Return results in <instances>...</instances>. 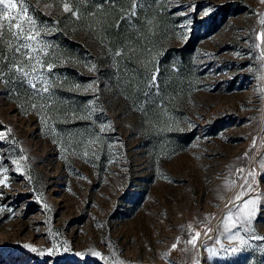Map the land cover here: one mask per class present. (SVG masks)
<instances>
[{"label": "rangeland", "instance_id": "rangeland-1", "mask_svg": "<svg viewBox=\"0 0 264 264\" xmlns=\"http://www.w3.org/2000/svg\"><path fill=\"white\" fill-rule=\"evenodd\" d=\"M58 2L13 0L0 21V264H264V0H163L162 44L190 47L187 63L129 94L101 73L114 48L92 10L75 30L106 61L70 98L49 39ZM17 23L39 35L17 39Z\"/></svg>", "mask_w": 264, "mask_h": 264}, {"label": "trees", "instance_id": "trees-1", "mask_svg": "<svg viewBox=\"0 0 264 264\" xmlns=\"http://www.w3.org/2000/svg\"><path fill=\"white\" fill-rule=\"evenodd\" d=\"M72 7L79 10V16L76 17L70 12H64L62 0L58 2L59 19L54 22V32L49 39L54 43L55 54L61 59L66 60L68 64L62 66L58 72L59 82L57 87L65 92L69 98L73 90L69 89L74 83H83L88 79L87 72L91 69V60L94 55L89 51L79 39L76 31L79 26L85 23V16L93 10L97 20L98 37L106 40L107 46L113 47V61L110 67H106L101 73L105 79L109 80L120 93H132L134 87L140 88L143 80H147L150 73L157 72L158 86L164 88L169 85L171 78L175 75V71H181L187 63L185 57L190 47H173L162 44V41L172 30V23L162 11L160 5L163 0H66ZM130 5V7H129ZM135 5V17L124 18L119 23L121 9L128 11ZM129 7V9H127ZM147 17L141 24H133L138 21V16ZM42 17L48 16L43 14ZM89 17V16H88ZM135 21V22H133ZM75 30V32H73ZM87 36H84L86 38ZM81 40V41H80ZM130 44L137 46H147L146 57L143 61H137L140 54L135 57L127 55V49ZM106 50L100 52L102 60L97 63L105 62ZM182 58H184L182 60ZM101 59V58H100ZM173 59V61H171ZM179 62H183L180 63ZM70 63V64H69ZM176 64V66H173ZM145 68H150L147 74L144 73ZM79 69L81 71H79ZM126 69L127 75L124 76ZM67 87H64L66 86ZM113 92H117L113 89ZM136 92V91H135ZM77 99V96H74ZM78 102V100H75ZM86 101V100H81Z\"/></svg>", "mask_w": 264, "mask_h": 264}, {"label": "snow or ice", "instance_id": "snow-or-ice-1", "mask_svg": "<svg viewBox=\"0 0 264 264\" xmlns=\"http://www.w3.org/2000/svg\"><path fill=\"white\" fill-rule=\"evenodd\" d=\"M0 6H3V7H0V12H3V15L0 16V21H4V20H7V21H10L13 19V17L10 15V11L11 9H14L17 7V5L15 3H13V0H0ZM64 12H70L72 13V15H76L75 12L72 11V8L70 7V5L68 3H65L64 4V8H63ZM4 25L3 23H0V29H3ZM17 30L14 31V32H11V34L16 37L17 39H21L23 38L24 40H29V41H34L36 39V36L39 35V33H36V35H26L24 34V30L23 28L21 27V25L19 23H17L15 26H14ZM9 31H11V26L9 28ZM0 35H2V33H0ZM22 47L24 48H28L29 45L28 44H23ZM20 49L18 48L17 51H19ZM51 67V66H49ZM17 71L19 72H23V69L22 68H17L16 69ZM35 71V69L33 70ZM23 74L25 76L28 75V73L26 72H23ZM0 75H2V73H0ZM33 88H35V85H32ZM44 91L46 92L47 91V88L44 89ZM0 183H3V181H0ZM237 199H239V197H237ZM249 215H251V213H249ZM229 220V222H231V217H228L227 218ZM236 225L235 223H232V227L234 228ZM226 231H228V228L226 227L225 229ZM200 234L197 233L196 236H199ZM235 238V237H233ZM257 239H264V237H257ZM195 240H196V237H194L191 241H189V243H192V244H195ZM241 244H245L246 241L244 240H241L240 241ZM25 247H29L28 245H25ZM173 247H175V245H173ZM33 251H35V249H32ZM237 249H233V251H236Z\"/></svg>", "mask_w": 264, "mask_h": 264}]
</instances>
